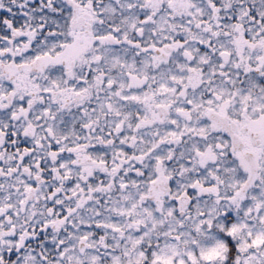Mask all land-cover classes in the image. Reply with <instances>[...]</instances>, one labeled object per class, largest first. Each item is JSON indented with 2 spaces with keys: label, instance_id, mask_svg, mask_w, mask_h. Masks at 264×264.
I'll return each mask as SVG.
<instances>
[{
  "label": "snow or ice",
  "instance_id": "snow-or-ice-1",
  "mask_svg": "<svg viewBox=\"0 0 264 264\" xmlns=\"http://www.w3.org/2000/svg\"><path fill=\"white\" fill-rule=\"evenodd\" d=\"M0 264H264V0H0Z\"/></svg>",
  "mask_w": 264,
  "mask_h": 264
}]
</instances>
